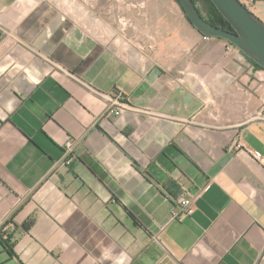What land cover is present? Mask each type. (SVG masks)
Returning <instances> with one entry per match:
<instances>
[{
	"label": "crops",
	"instance_id": "obj_1",
	"mask_svg": "<svg viewBox=\"0 0 264 264\" xmlns=\"http://www.w3.org/2000/svg\"><path fill=\"white\" fill-rule=\"evenodd\" d=\"M3 228L0 264H264V71L174 0H0Z\"/></svg>",
	"mask_w": 264,
	"mask_h": 264
},
{
	"label": "water",
	"instance_id": "obj_2",
	"mask_svg": "<svg viewBox=\"0 0 264 264\" xmlns=\"http://www.w3.org/2000/svg\"><path fill=\"white\" fill-rule=\"evenodd\" d=\"M178 1L190 23L203 36L227 41L264 69V23L238 0H210L234 33L223 31L206 22L192 0Z\"/></svg>",
	"mask_w": 264,
	"mask_h": 264
},
{
	"label": "trees",
	"instance_id": "obj_3",
	"mask_svg": "<svg viewBox=\"0 0 264 264\" xmlns=\"http://www.w3.org/2000/svg\"><path fill=\"white\" fill-rule=\"evenodd\" d=\"M174 2L179 6L181 9L180 3L178 0H174ZM192 2L195 4L196 8L198 9L201 16L204 18L206 22H208L210 25L219 28L223 31L234 33V30L230 26V24L222 17V15L219 13V11L216 9V7L210 2V0H192ZM182 10V9H181ZM183 12V11H182ZM184 14V13H183ZM185 16V14H184ZM188 23L193 27V25L190 23L188 18L185 16ZM246 59L252 64V66L258 70L264 71V69L256 64L254 61L246 57ZM70 158L73 161V158L70 156ZM65 163V162H64ZM71 164V163H70ZM66 164L65 165H70ZM164 190L167 191L173 198L179 199L178 196L179 193L176 191L175 186L172 184V182H168L166 185H164ZM173 188V193H171L170 189ZM4 232H0V243L8 248V245L3 241V235Z\"/></svg>",
	"mask_w": 264,
	"mask_h": 264
},
{
	"label": "built area",
	"instance_id": "obj_4",
	"mask_svg": "<svg viewBox=\"0 0 264 264\" xmlns=\"http://www.w3.org/2000/svg\"><path fill=\"white\" fill-rule=\"evenodd\" d=\"M204 39H208V37L204 36ZM149 49L152 50V47H149ZM123 99H124L123 95L120 92H117L115 96L109 98L111 105L107 109L106 117L107 116L117 117L120 115L123 107L125 106ZM64 147L66 151H70L71 144L66 143ZM253 156L256 160L261 159V156L256 152H253ZM64 162L66 164H70L72 162V159L70 157H67L65 158ZM178 204H179L178 209L172 213L173 218H177L180 216H189L192 214L194 210V204L190 197H180L178 199ZM5 231H6V228H3V232Z\"/></svg>",
	"mask_w": 264,
	"mask_h": 264
},
{
	"label": "rangeland",
	"instance_id": "obj_5",
	"mask_svg": "<svg viewBox=\"0 0 264 264\" xmlns=\"http://www.w3.org/2000/svg\"><path fill=\"white\" fill-rule=\"evenodd\" d=\"M255 17L264 23V0H238Z\"/></svg>",
	"mask_w": 264,
	"mask_h": 264
}]
</instances>
